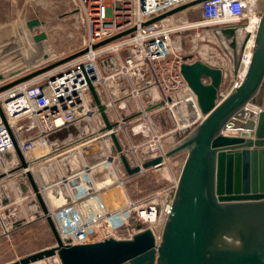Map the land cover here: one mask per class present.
Masks as SVG:
<instances>
[{
	"label": "built area",
	"instance_id": "2783aa9c",
	"mask_svg": "<svg viewBox=\"0 0 264 264\" xmlns=\"http://www.w3.org/2000/svg\"><path fill=\"white\" fill-rule=\"evenodd\" d=\"M194 1L73 0L84 32L77 52H86L0 93L4 118L0 115L1 233L9 235L26 224L27 216L17 215L22 208L18 203L29 199L27 210L34 211L36 219L46 221L49 217L63 246L95 242L113 228H129L133 234L150 229L158 245L177 180L164 199L155 194L133 200L125 189L128 178L146 171L142 164L164 158L166 153L163 138L168 132L159 133L151 117L157 115L161 125L169 121L171 132L183 135L198 126L206 115L182 77L181 65L200 61L220 72L215 100L219 104L246 74L245 61L249 56L250 60L254 44L247 45L248 36L242 34V28L250 15H256L257 31L262 12H254L255 0H204L142 26ZM186 11L193 14L192 19L183 26L173 25V18ZM210 27L214 28L213 35L222 38L227 54L221 64L196 60L187 51L184 31ZM225 28L232 29L233 34H223ZM237 47L235 59L233 49ZM201 82L209 85L210 78ZM88 84L94 87L113 125L110 131L104 130V122L92 106ZM112 133L131 167L140 169L136 175L120 172L122 165L110 139ZM14 143L26 168H20ZM165 160L150 169L161 168ZM26 173L31 174L47 215L42 213ZM14 179L21 182L15 184ZM5 180L10 182L8 193L3 191ZM52 237L53 245L45 249L57 247V239ZM48 259L60 264L56 257Z\"/></svg>",
	"mask_w": 264,
	"mask_h": 264
},
{
	"label": "water",
	"instance_id": "95a60500",
	"mask_svg": "<svg viewBox=\"0 0 264 264\" xmlns=\"http://www.w3.org/2000/svg\"><path fill=\"white\" fill-rule=\"evenodd\" d=\"M197 0L157 16L148 26L168 16L196 6ZM43 22L32 19L29 29ZM134 31L119 34L92 46L98 48ZM225 28L223 34H233ZM47 36L39 32L33 41L42 48V59L49 57L42 43ZM86 49L47 64L0 86V93L38 77L55 67L83 55ZM180 72L197 97L205 119L188 134L177 135L178 144L142 164L143 170L161 165L178 153L186 152L176 189L160 236L155 244L152 233L142 230L126 239L105 236L95 242L63 246L49 217L46 222L57 239V247L40 250L9 264H31L56 257L60 264H264V9L255 35L246 74L222 102L215 104L220 72L200 61L181 65ZM210 78L204 85L201 79ZM93 104L104 122H109L94 87L88 84ZM0 115L3 118L0 110ZM4 119V118H3ZM114 150L128 176L139 172L131 167L115 134H110ZM20 168L26 162L14 143ZM39 207L47 209L30 173H26Z\"/></svg>",
	"mask_w": 264,
	"mask_h": 264
},
{
	"label": "rangeland",
	"instance_id": "374dc122",
	"mask_svg": "<svg viewBox=\"0 0 264 264\" xmlns=\"http://www.w3.org/2000/svg\"><path fill=\"white\" fill-rule=\"evenodd\" d=\"M261 7L264 8V0H255L254 12L260 10ZM192 15L190 11L176 15L172 20L173 25H185L184 22L190 21ZM197 15H194L193 18L197 19ZM32 19L40 20L43 25L38 29H29L26 23ZM0 21L3 26L1 29L3 38L0 42V62L8 58L9 64H12L7 67L0 63V80L6 79L5 82L0 81V86L20 78L22 73L26 75L72 52H77L82 47L83 24L73 0H7L2 6ZM254 22L255 18L249 17L247 24L242 29L243 35H250L248 46L252 45L250 31ZM213 30L214 28L210 27L184 31V37L187 40L186 47L189 54L196 60L202 58L221 64V60L223 61L227 54L224 51L222 38L213 35ZM39 32H44L47 36L46 42L42 43L46 53L49 52V57L46 60L42 59L40 45L33 41V36ZM236 50H239V47ZM233 56L236 59V53H233ZM151 123L159 133L168 132L163 138L165 152L178 144L177 135L179 133L171 132L172 126L169 121L161 125L158 116L154 115L151 117ZM185 156L186 152L178 153L166 159L161 168L148 169L140 175L128 178L125 182L128 196L133 200H139L157 194L158 197L164 199L166 192L178 179ZM120 172L124 173L122 167ZM13 181L15 184L21 182L20 179ZM9 183L5 180L3 184L5 193H8ZM23 196L20 194L19 197ZM18 204L22 208L17 215L21 217L26 215L27 221L23 227L9 235L0 232V264H9L53 245V237L46 221L34 218V211L27 210L30 205L29 199H23ZM129 234H133L129 228H113L105 230L100 238L114 236L118 239H126ZM35 264L55 263L52 259H44Z\"/></svg>",
	"mask_w": 264,
	"mask_h": 264
},
{
	"label": "bare ground",
	"instance_id": "6f19581e",
	"mask_svg": "<svg viewBox=\"0 0 264 264\" xmlns=\"http://www.w3.org/2000/svg\"><path fill=\"white\" fill-rule=\"evenodd\" d=\"M252 6L253 5H250V7L252 8ZM250 17H253V18H255V22H254V24H253V26H252V28H251V38H252V45L254 44V40H255V35H256V31H255V24L258 22V17L256 16V15H250ZM243 29V28H242ZM246 36H248V40H249V38H250V35L249 34H247ZM248 42V41H247ZM239 52H242V51H238V53ZM233 53H236V48L235 49H233ZM250 57V56H249ZM249 58H248V60H246V62H245V68H244V74H245V70H247V68H248V66H249ZM148 231H151L150 229H147ZM132 234H129L128 235V237H130ZM36 263V262H35ZM35 263H31V264H35Z\"/></svg>",
	"mask_w": 264,
	"mask_h": 264
},
{
	"label": "crops",
	"instance_id": "0c3cea01",
	"mask_svg": "<svg viewBox=\"0 0 264 264\" xmlns=\"http://www.w3.org/2000/svg\"><path fill=\"white\" fill-rule=\"evenodd\" d=\"M6 1H7V0H0V14H1V11H2V6L6 3ZM262 7H263V6H262ZM262 7L260 8V10L262 9ZM263 9H264V8H263ZM263 9H262V10H263ZM2 27H3V26H2L1 21H0V42H1V39L3 38V37H2L3 32H2V30H1ZM7 59H8V58H7ZM7 59H4V61H2V62H0V63H1L2 65H4V66L9 67V66H11L12 64H11V63L9 64V62H8ZM10 62H12V61H10ZM7 63H8V64H7ZM2 65H1V66H2ZM8 65H9V66H8ZM13 65H14V64H13ZM24 75H25V74L22 73V74L20 75V77H21V76H24ZM2 79H3V78H2ZM5 80H6V79L0 80V81H4V82H5Z\"/></svg>",
	"mask_w": 264,
	"mask_h": 264
}]
</instances>
